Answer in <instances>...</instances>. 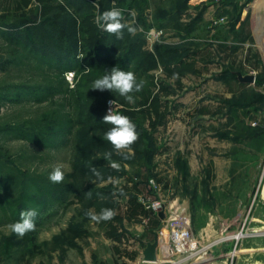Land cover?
<instances>
[{
  "label": "rangeland",
  "instance_id": "374dc122",
  "mask_svg": "<svg viewBox=\"0 0 264 264\" xmlns=\"http://www.w3.org/2000/svg\"><path fill=\"white\" fill-rule=\"evenodd\" d=\"M114 7L135 35L117 39L96 25ZM143 41L174 58L145 70L134 55ZM117 66L145 81L134 104L91 89ZM257 67V83L239 82L237 72ZM110 101L143 139L133 159L113 150L120 171L94 145L112 127L103 122ZM57 165L64 180L54 184ZM117 188L121 242L86 215ZM263 189L264 0H0V264H152L142 250L155 232L168 244L172 229L187 227L203 246L225 223L264 233ZM156 201L159 210L148 208ZM31 208L36 230L18 238L8 225ZM249 237L245 247L264 248V234Z\"/></svg>",
  "mask_w": 264,
  "mask_h": 264
},
{
  "label": "clouds",
  "instance_id": "9594fccd",
  "mask_svg": "<svg viewBox=\"0 0 264 264\" xmlns=\"http://www.w3.org/2000/svg\"><path fill=\"white\" fill-rule=\"evenodd\" d=\"M99 8V5H95ZM96 25L106 33L114 35L117 39L123 38L124 30L130 35H135L137 28L129 22H126L122 11L119 8H112L111 10L104 11L95 17ZM173 79H179V74L174 73ZM145 81L137 80L135 73L132 71L121 70L118 66L113 67L110 71H105V74L93 81L91 89L94 90H108L110 92L116 91L120 96L130 103H135V97L133 93H138L143 90ZM110 107L107 113L103 117V122L110 124V127L104 134V139L112 145L116 156L122 157L123 160H128L133 154L132 146L138 141L139 133L136 130L135 123L126 115L119 113L116 110V102L110 101ZM115 105L113 108L111 105ZM105 159L109 161V166L116 170H121V163L113 159V151L105 153ZM91 172L98 180H103V177L95 167L91 168ZM48 179L50 182L57 184L62 183L64 180V172L62 165H57L49 173ZM114 183L119 184L118 180ZM117 194L123 195V189L117 188L113 192V196ZM87 195L90 197L91 192ZM88 218L97 224L101 222L112 221L117 212L112 208H102L99 213L94 211H88L86 213ZM38 211L35 208H31L20 212L19 220L8 225L10 233H14L18 238H23L27 233L36 230V218Z\"/></svg>",
  "mask_w": 264,
  "mask_h": 264
},
{
  "label": "built area",
  "instance_id": "2783aa9c",
  "mask_svg": "<svg viewBox=\"0 0 264 264\" xmlns=\"http://www.w3.org/2000/svg\"><path fill=\"white\" fill-rule=\"evenodd\" d=\"M114 107L113 105H111ZM108 107L110 104L108 103ZM264 191V189H263ZM262 191V193H263ZM162 207L161 202H153L148 208L155 211ZM236 222L225 223L222 226L220 236L216 238L213 242L207 246L201 245V243L195 239L192 231L187 227H175L172 229L170 234L169 243H165L163 237L159 235V245L157 249L158 262L170 263V264H184L183 261L196 258L200 254L204 253L207 255V250L212 247L219 246L221 244L231 243L233 245L231 251H229V257L231 258V264H234V259L239 247L245 238L249 237L252 233H244L243 230L234 231L232 227ZM254 232V231H253ZM201 246V249L199 248ZM171 256H177V260L171 261ZM202 261L194 264H208L213 260V257H207L206 259H201ZM152 263V264H157Z\"/></svg>",
  "mask_w": 264,
  "mask_h": 264
},
{
  "label": "trees",
  "instance_id": "16d2710c",
  "mask_svg": "<svg viewBox=\"0 0 264 264\" xmlns=\"http://www.w3.org/2000/svg\"><path fill=\"white\" fill-rule=\"evenodd\" d=\"M82 6H90L93 8L94 2L98 0H76ZM78 20L77 18L72 19L71 28L76 29ZM145 42H141L139 45L135 47L134 55L140 58V64L142 68L147 71H153L158 68L160 63H164L167 60L173 59L176 51L166 45H156L155 49L150 51L144 49ZM94 145L97 150L108 152L113 151L112 145L107 142L105 139H98L94 141ZM143 145V139L141 135H139L138 141L132 146L133 154L130 159L135 158L140 154L141 147ZM117 160L122 161V157H115ZM103 200L100 205L96 208L99 213L102 208H112L115 210L116 205V196H113V191H106L102 193ZM118 216L116 215L112 221L103 222L107 227V236L116 242H121L123 240L124 234H119L120 228L118 225Z\"/></svg>",
  "mask_w": 264,
  "mask_h": 264
},
{
  "label": "crops",
  "instance_id": "0c3cea01",
  "mask_svg": "<svg viewBox=\"0 0 264 264\" xmlns=\"http://www.w3.org/2000/svg\"><path fill=\"white\" fill-rule=\"evenodd\" d=\"M260 72H262V71L260 70L259 67L252 69L251 74L256 77V80H255L256 83L258 81L257 74ZM263 234H264L263 232L254 231L250 235V237H254V236L256 237V236L263 235ZM146 246H147V244H146ZM232 247H233V245L228 246V247H223V248L220 247L217 250L213 249V251H215V252L212 251L210 257H213V260L219 259L221 261L214 262V263L210 262L208 264H218V263L219 264H231V258L229 257L228 253H229V251H231ZM145 248H143L142 253H143ZM261 254H264V248L250 249L249 247H245V245L242 242V244L239 247V251L237 252L236 257L234 259V264H264V260L252 261L253 258L257 259L256 256L261 255Z\"/></svg>",
  "mask_w": 264,
  "mask_h": 264
},
{
  "label": "water",
  "instance_id": "95a60500",
  "mask_svg": "<svg viewBox=\"0 0 264 264\" xmlns=\"http://www.w3.org/2000/svg\"><path fill=\"white\" fill-rule=\"evenodd\" d=\"M236 76L239 82L242 84H254L256 80V77L252 74H243L242 72H237ZM154 234V241L147 243V246L142 253L143 261L146 263L158 262L157 249L159 245V234L157 232Z\"/></svg>",
  "mask_w": 264,
  "mask_h": 264
},
{
  "label": "bare ground",
  "instance_id": "6f19581e",
  "mask_svg": "<svg viewBox=\"0 0 264 264\" xmlns=\"http://www.w3.org/2000/svg\"><path fill=\"white\" fill-rule=\"evenodd\" d=\"M263 196H264V191H263Z\"/></svg>",
  "mask_w": 264,
  "mask_h": 264
}]
</instances>
